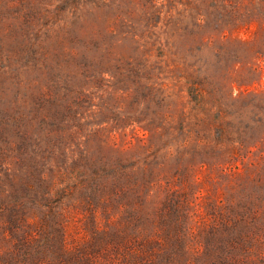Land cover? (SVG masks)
Listing matches in <instances>:
<instances>
[{"label":"rangeland","instance_id":"rangeland-1","mask_svg":"<svg viewBox=\"0 0 264 264\" xmlns=\"http://www.w3.org/2000/svg\"><path fill=\"white\" fill-rule=\"evenodd\" d=\"M0 264H264V0H0Z\"/></svg>","mask_w":264,"mask_h":264}]
</instances>
